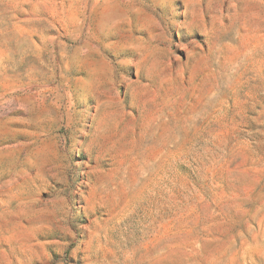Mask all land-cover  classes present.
<instances>
[{
  "label": "rangeland",
  "instance_id": "374dc122",
  "mask_svg": "<svg viewBox=\"0 0 264 264\" xmlns=\"http://www.w3.org/2000/svg\"><path fill=\"white\" fill-rule=\"evenodd\" d=\"M0 264H264V0H0Z\"/></svg>",
  "mask_w": 264,
  "mask_h": 264
}]
</instances>
